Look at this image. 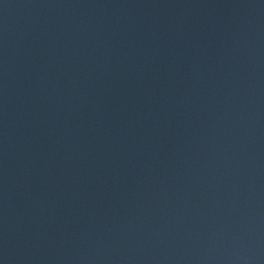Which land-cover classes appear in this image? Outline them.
I'll return each instance as SVG.
<instances>
[{"label": "water", "instance_id": "95a60500", "mask_svg": "<svg viewBox=\"0 0 264 264\" xmlns=\"http://www.w3.org/2000/svg\"><path fill=\"white\" fill-rule=\"evenodd\" d=\"M0 264H264V0H0Z\"/></svg>", "mask_w": 264, "mask_h": 264}]
</instances>
